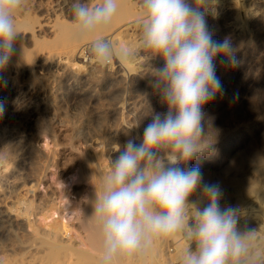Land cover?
I'll use <instances>...</instances> for the list:
<instances>
[{
	"label": "rangeland",
	"instance_id": "obj_1",
	"mask_svg": "<svg viewBox=\"0 0 264 264\" xmlns=\"http://www.w3.org/2000/svg\"><path fill=\"white\" fill-rule=\"evenodd\" d=\"M95 1L89 0V3L102 2ZM71 2L22 0V7L17 12L21 34L16 44L17 53L24 48V52L34 54L30 56L31 62L20 61L16 53L2 74L7 86L0 87V100L5 102L6 109L0 118V206L2 209L9 207L11 199L22 193V179L32 178L29 188L37 186L32 191L35 201L48 204L49 200L59 201L64 206L60 216L79 241L78 234L83 229L77 211L87 200L90 187L80 168L84 153L95 156L100 165H108L128 132L142 135L143 127L148 123L144 116L146 102L157 111H166V108L160 105L158 96L149 86V69L160 66L162 61L144 59L146 53L138 46V18L121 28L125 27L121 33L131 45L129 60L133 61V65L131 62L123 65L124 68L128 66L124 71L115 59L103 66L94 60L77 65L74 56L81 55L82 51L80 48L71 50L66 44H58L56 50L36 46L38 40H52L59 23L72 26ZM135 6L139 8V0ZM245 8L244 29L240 32L231 27L237 11L229 2L214 10L213 16H207L216 39L231 38L237 48L239 64L229 70L217 62V75L222 80L224 95L204 109L219 130L217 153L211 158L193 161L192 166L199 163L205 181L220 184L224 193L222 206L232 204L238 205L240 210H257L264 209V0H247ZM253 12L256 14L251 15ZM84 54L90 56L88 50ZM78 131L89 142H99L92 146L82 142ZM28 143L35 147L30 153L26 150ZM48 149L50 155L46 154ZM192 203L202 207L206 200L197 195L192 197ZM40 211L39 221L44 225L49 223L53 216L51 211L47 208ZM245 225L257 230L254 245L264 252V223L257 225L250 219L240 218L241 228ZM0 234L3 237L0 238V253L19 250L17 239L22 234L16 227L8 226L6 232ZM183 240L174 264H182L185 251L189 247L195 248L194 242ZM168 248L170 253L174 252L173 246Z\"/></svg>",
	"mask_w": 264,
	"mask_h": 264
},
{
	"label": "clouds",
	"instance_id": "obj_2",
	"mask_svg": "<svg viewBox=\"0 0 264 264\" xmlns=\"http://www.w3.org/2000/svg\"><path fill=\"white\" fill-rule=\"evenodd\" d=\"M215 0H139V49L151 67L149 86L166 111L145 103L148 123L128 132L115 159L108 160L95 188L92 215L101 237L99 264H122L148 256L157 240L183 234L194 242L182 264H264V252L254 245L256 229L240 226V207L222 206L219 183L205 181L193 161L216 155L219 130L204 109L224 95L217 75L238 66L237 48L230 37L218 40L207 16ZM22 0H0V87L2 75L17 53L21 34L17 12ZM119 0H72V31L88 41V52L98 65L116 58L127 63L126 48L117 51L99 33L111 26ZM0 100V118L5 113ZM136 125L135 127H137ZM206 203L196 206L193 196Z\"/></svg>",
	"mask_w": 264,
	"mask_h": 264
},
{
	"label": "bare ground",
	"instance_id": "obj_3",
	"mask_svg": "<svg viewBox=\"0 0 264 264\" xmlns=\"http://www.w3.org/2000/svg\"><path fill=\"white\" fill-rule=\"evenodd\" d=\"M64 2H65V0H64ZM135 2H136V0H119L118 11H117V14H116L111 26L108 27L103 32L98 34V35H101L103 37L110 39L113 42L114 47L117 51H119L122 48H126L128 50V52H130L131 45L129 42L124 40L125 37L123 38L122 37L123 34L121 33L125 29V27H123L124 29H122V30H121V28L125 24L128 25L129 22L135 21V19L138 18L137 16L140 14V9L137 6H135ZM226 2H229L233 6V8L237 11V17L233 21L231 27L233 28V30H235L237 32L242 31L244 29L243 12L246 11L245 9L247 7L245 8V6H246L247 0H215V2L211 5V9H210V12L208 14V17H211L214 10H216L217 8H220L222 6V4H224ZM247 6H248V4H247ZM55 10H56V8H55ZM250 10H252V9H250ZM256 12H257V10H256ZM250 13H252V12H250ZM254 13L255 12H253V14H251V15H254ZM218 17H219V15H218ZM54 21H56V20H54ZM23 22L24 21H22L21 23H23ZM25 22H28V21H25ZM68 22H70V21H68ZM38 24H39V22H38ZM40 24H42V23H40ZM26 25H27V23H26ZM28 25H30V24H28ZM49 30H50V28H49ZM40 32H42V31H40ZM55 32L56 33L54 34V37L52 38V40H50V41L49 40L48 41L38 40V41H36V46L38 47V44H39L43 47L48 46L51 49L53 48L52 50H56L55 47H58L57 46L58 44H64V45L66 44L67 47L71 50L76 49V48H78V49L80 48V50L82 51V54L79 56H74L76 58V59H74L75 63L77 65H81L83 62L84 63L85 62L91 63L93 58L89 55L86 56L84 54V51L88 50V41L81 40V39L77 38L76 35L72 31V26H70V25H68V23L66 24L64 22L59 23ZM34 44H35V42H34ZM23 49L21 50L20 54L17 53L20 61L30 60L31 59L30 56L33 55L34 52L27 53V52H24ZM40 52L42 53L41 50H40ZM58 53H60V52H58ZM35 55H37V54H35ZM38 55H40V54H38ZM35 58L36 57L34 56V59ZM15 59H16V57H15ZM116 61L118 62L117 65L120 66L121 68H124L123 65L128 64V63L130 64V62H131V60L128 59L127 63H121L119 58H116L115 62ZM16 62H17V60H16ZM17 64H18V62H17ZM134 64H136V63H134ZM131 65H133V63ZM77 67L78 66H76V69H77ZM127 67L128 66L126 65L125 68H127ZM125 68L123 69V71L125 70ZM31 69H33V68H31ZM129 69H132V67H130ZM16 70L18 71V68ZM27 70H30V69L28 68ZM132 71H134V70H132ZM49 113L50 112H48V114ZM76 133L78 134V137H81L82 142L87 143L88 145H91L94 143L96 144V142L97 143L99 142V141L89 142V140L87 139V137L85 135H80L79 131ZM26 150L28 151V153H30L33 150H35V147L33 146V144L28 143V144H26ZM93 150H91V151L93 152ZM94 152L96 153V151H94ZM49 153H51L50 149H48V151H46V154H49ZM93 153H91V154H93ZM88 154L84 153L83 161H82L81 166H80L84 178H87L89 180L90 187L88 190L87 200L85 201V203H83L82 207L77 211V214L80 215L78 219H79V221H81V227L83 229L82 231H79V234H78L79 241H77L75 239V237L73 236V234L70 233L69 224L64 222V220L60 216V210H62L61 207L63 205L61 206L60 203H58L59 201L55 202V201L49 200V201H51V202H49V204L46 202L43 203V202L35 201V199L33 198V192L32 191L37 186L32 187V189H30L29 186H31V184H32L31 183L32 178H25V179H22V182L20 184V186L22 188V193L21 194L19 193L20 194L19 196H15L13 199H11L10 206L9 207L7 206L8 209L6 207L7 203L5 205L6 209H2L0 206V232H2V234H3L4 231L6 232L8 226L9 227L12 226L13 228L16 227L22 234L19 239L16 238L18 240V242L14 239L18 243L19 250L16 251L15 249H11L10 251L0 253V264H99V256H100V252H101V237L99 234V230L95 225L94 220L91 218L92 211H93L92 200L94 199V196H95L94 185H96V188L98 190L100 177L107 170L108 165H106V166L100 165L98 159L95 156L88 155ZM117 155H118V153L114 152L111 159H115V157ZM1 202L2 201L0 200V203ZM44 208H47L48 211H51V213L53 215L52 219L50 218L51 220L48 219L49 223L45 224V225H47V228H45L46 226L44 224H42L39 221V218L37 217V215H39L38 213L42 211V210L40 211V209H44ZM248 208H250V207H248ZM63 209H64V206H63ZM240 212H241V216H240L241 219L242 218L243 219H250L253 224H257V225H262V223H264V209H257V210H246V209H244V210H240ZM42 213H43V211H42ZM43 215H44V213H43ZM46 215L47 214H45V216ZM40 216H41V213H40ZM42 217L40 219H43ZM46 217H48V216H46ZM42 222L44 223V221H42ZM25 225H27L30 229H26ZM65 236H67V237L65 238ZM183 238H185L183 234H178V235H175L173 237L159 239L156 241L154 248L152 249L151 253L148 256H146L142 260L129 259V260L123 261L122 264H174L173 263L174 259L177 257V256H175V254L177 253V251L179 249L182 248L181 246L183 245V241H185V240H183ZM6 239L7 238H5V240ZM7 246H8V244H7ZM168 246H173V248H172V250H174L173 253L169 252ZM0 249H2V248H0Z\"/></svg>",
	"mask_w": 264,
	"mask_h": 264
}]
</instances>
